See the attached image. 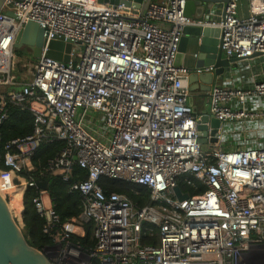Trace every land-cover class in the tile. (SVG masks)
Masks as SVG:
<instances>
[{
	"label": "built area",
	"instance_id": "built-area-1",
	"mask_svg": "<svg viewBox=\"0 0 264 264\" xmlns=\"http://www.w3.org/2000/svg\"><path fill=\"white\" fill-rule=\"evenodd\" d=\"M238 3L230 0L221 19L212 21L186 16L185 0H145L138 10L124 3L92 9L75 0L4 2L0 126L11 104L34 118L30 134L4 144V165L32 170L41 144L62 140L65 147L47 170L65 180L75 165L88 172L71 186L82 198L78 217L62 222L45 200L47 190L39 189L33 200L45 218L43 231L54 240L45 247L54 264H264V147L224 144L226 123L258 114L245 103L249 96H264V81L252 89L210 90L206 113L221 126L216 142L209 126L202 144L188 82L193 73L215 67L175 63L186 26L219 27L229 58L264 55V0H249L245 17ZM29 21L45 29L46 43L43 55L24 64L16 78L14 43ZM53 38L73 44L68 62L44 56ZM90 111L103 114L106 128L93 131ZM102 177L146 186L150 203L106 194ZM181 183L206 189L189 195ZM176 187L188 197L180 200ZM88 223L96 243L85 251L72 236L84 237Z\"/></svg>",
	"mask_w": 264,
	"mask_h": 264
},
{
	"label": "water",
	"instance_id": "water-1",
	"mask_svg": "<svg viewBox=\"0 0 264 264\" xmlns=\"http://www.w3.org/2000/svg\"><path fill=\"white\" fill-rule=\"evenodd\" d=\"M6 0H0V11ZM84 4L88 8H102L104 4H120L133 6L136 10L140 9L145 0H75ZM230 0H185V15L197 20H203L210 17L212 8L216 4L225 5ZM137 15V11H134ZM219 27L211 26H186L183 29V36L179 44V51L175 59L176 65H183L187 56V46L189 42H195L198 49V56L204 59L205 64L214 65L215 72L219 73V67L223 64L229 65L233 61V57H224ZM45 29L35 21H29L23 25L16 36L14 43L15 49L26 48L36 58L43 55V47L46 43ZM213 35L215 37H213ZM73 48L70 41L63 38H53L49 41L44 56L53 57L58 60L68 62L69 53ZM207 59V60H206ZM204 62L198 63L203 66ZM221 72V71H220ZM198 123V140L202 144H207V135L209 126L210 134L213 136L211 142H216L215 137L221 122L206 111H202ZM36 185L39 189L46 190L47 182L38 180ZM175 193L180 200L188 197L183 194L179 187L175 188ZM0 264H54L47 253V248L37 249L32 246L16 217L13 215L12 209L0 190Z\"/></svg>",
	"mask_w": 264,
	"mask_h": 264
},
{
	"label": "trees",
	"instance_id": "trees-1",
	"mask_svg": "<svg viewBox=\"0 0 264 264\" xmlns=\"http://www.w3.org/2000/svg\"><path fill=\"white\" fill-rule=\"evenodd\" d=\"M34 118L29 110H22L20 107L11 104L9 106V117L0 126L2 136V145L0 146V176L11 179V184L15 187V192L23 190L22 201L24 205L19 225L21 226L28 242L37 249H44L54 243L53 237L43 231L45 218L41 216L34 205V198L39 194L37 185H31V180H43L47 182V192L52 201V206L59 215L61 221H67L76 218L82 210V198L78 191L71 189L75 181L86 179L88 172L79 165L74 166L72 174L67 180L62 174H57L47 170L48 162L60 153L65 147V141L54 140L52 142H44L39 147L37 153L32 158L33 169H24L14 172L12 169L4 165V144L16 137H23L30 134L33 130ZM99 184L106 194L117 192L125 194L132 201L139 205L150 203V190L143 185L125 182L119 179H110L102 177ZM181 188L189 195L201 193L206 188L200 186L194 188L186 183H181ZM86 235L84 237L73 235V244L81 245L83 250L87 251L92 248L96 239L93 237V224H85ZM147 242V240H145ZM96 264H99L96 262Z\"/></svg>",
	"mask_w": 264,
	"mask_h": 264
},
{
	"label": "crops",
	"instance_id": "crops-1",
	"mask_svg": "<svg viewBox=\"0 0 264 264\" xmlns=\"http://www.w3.org/2000/svg\"><path fill=\"white\" fill-rule=\"evenodd\" d=\"M223 8L224 5L220 10L212 14V17H208L206 19L219 21L221 19ZM238 14L242 17L248 16L250 14L249 0H239ZM213 37L215 36L213 35ZM186 53L187 56L183 62V65L193 69L196 67L208 66L205 64L204 59L199 58V52L196 48L195 42H189ZM224 57L227 56L224 54ZM233 58V61L229 65L223 64L219 67L218 74L214 70L213 72L208 73H193L190 76L188 82L191 91L190 102L197 114L208 110L209 92L216 85L228 88L236 87L241 89H252L256 82L264 81L263 54H254L249 58ZM200 61L201 63L204 62L203 66H198ZM252 98H254V96L247 97L245 106L249 111H255L258 114L253 118L232 122L231 129L235 131L234 139H236V143L229 142L226 144L227 147H264V104L263 101L255 102L253 100V106H250L248 100ZM234 105L235 104H232V106ZM14 190L16 189L14 188ZM21 193L23 195V192ZM45 200L47 204L52 205V201L48 192L45 195Z\"/></svg>",
	"mask_w": 264,
	"mask_h": 264
},
{
	"label": "rangeland",
	"instance_id": "rangeland-1",
	"mask_svg": "<svg viewBox=\"0 0 264 264\" xmlns=\"http://www.w3.org/2000/svg\"><path fill=\"white\" fill-rule=\"evenodd\" d=\"M223 5L222 4H216L214 5V7L212 8L210 17H212V14H214L216 11L220 10L221 7ZM220 19V18H219ZM39 58H36L32 55V53L30 51H28L26 48H17L14 50V57H13V63H12V74L15 75L16 78H20L21 75L25 72V67L24 64H28L30 62H36ZM208 73V72H207ZM253 100L255 102H262L264 104V96H254V98L249 99L248 102L250 103V106H253ZM249 108V107H248ZM87 117L92 118L94 123H95V130L93 131H97L98 130V126H102L104 128H106L105 126V121H104V116L102 113L100 112H95V111H90L87 115ZM232 123L228 122L226 123L225 127H224V144L227 143H236V139H234V134H232L230 132ZM230 149H233V147H229ZM14 186L13 184H11V179L9 181V179L7 178H2L0 176V190L5 194V197L9 203V205L12 208V212L13 215L16 217L17 221L20 222L21 220V214L23 212L24 209V205H23V201L21 203V207H15L14 205V196L17 193V191L15 192L14 190ZM22 187H20V191L23 192V190H21ZM19 192V191H18Z\"/></svg>",
	"mask_w": 264,
	"mask_h": 264
},
{
	"label": "bare ground",
	"instance_id": "bare-ground-1",
	"mask_svg": "<svg viewBox=\"0 0 264 264\" xmlns=\"http://www.w3.org/2000/svg\"><path fill=\"white\" fill-rule=\"evenodd\" d=\"M21 203H22V195L20 193H18L14 196V205H15V207H18V206L21 207ZM10 208H11V206H10Z\"/></svg>",
	"mask_w": 264,
	"mask_h": 264
}]
</instances>
